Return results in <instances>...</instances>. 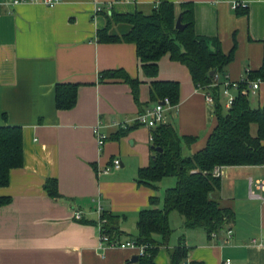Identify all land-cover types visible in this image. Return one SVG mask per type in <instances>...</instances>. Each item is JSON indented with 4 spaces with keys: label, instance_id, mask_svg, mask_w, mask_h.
I'll list each match as a JSON object with an SVG mask.
<instances>
[{
    "label": "crops",
    "instance_id": "obj_1",
    "mask_svg": "<svg viewBox=\"0 0 264 264\" xmlns=\"http://www.w3.org/2000/svg\"><path fill=\"white\" fill-rule=\"evenodd\" d=\"M12 1L0 0V108L8 117L1 124L23 129L24 166L12 170L10 185L0 188V198L12 199L0 208V264H139L133 262L140 256L137 249L101 246L100 241L103 214L120 217V243H127L138 235L129 221L137 223L140 213L150 208V197L161 196L162 182L158 192L137 184L140 169L150 165L153 153L152 130L136 127V118L159 103L151 102L152 82H178L180 102L166 123L181 137L197 139L183 147L185 156L194 155L206 147L217 123L205 97L208 91L198 89L189 70L170 56L159 62L158 78L149 79L135 45L99 43L106 14H151L157 0H56L53 7L42 0L19 6ZM168 1L175 4L178 18L181 5L193 3L197 34L218 38L226 55L234 51L224 83L248 81L242 92L253 109L263 108L264 79L250 81L249 76L264 72V0ZM117 70L142 83L140 105L130 85L101 81L104 72ZM256 82L260 86L253 91ZM61 83L80 86L71 111L56 107V86ZM238 93L229 90L233 97ZM97 126L106 136L102 147L94 133ZM133 128L116 139L121 130ZM116 159L121 169L104 173ZM128 161L136 164L131 178ZM50 179L58 181L63 199L54 200L45 191ZM221 181L219 199L235 212V221L196 248L186 244L189 263L264 264V188L257 185L264 183V166L224 167ZM175 185L172 180L165 193ZM77 211L83 214L80 220L74 219ZM229 229L233 233L228 240ZM166 247L157 264H165Z\"/></svg>",
    "mask_w": 264,
    "mask_h": 264
},
{
    "label": "trees",
    "instance_id": "obj_2",
    "mask_svg": "<svg viewBox=\"0 0 264 264\" xmlns=\"http://www.w3.org/2000/svg\"><path fill=\"white\" fill-rule=\"evenodd\" d=\"M158 7L151 13L106 14L107 25L99 30L97 37L101 44H133L144 75L149 79L159 76V62L170 56L173 62L185 66L195 86L208 91L215 99L214 115L216 127L208 138L205 148L194 155L185 156L183 147L192 146L197 139L181 137L168 123L152 130V153L150 165L140 169L137 178L139 187H148L158 192L163 180L175 178L176 185L167 189L162 198L150 197V208L140 213L137 222L138 235L132 238L138 246H146L145 255L139 256V264H157L156 259L162 247L168 246L173 233L170 214L178 212L185 218L187 230L202 229L209 239L223 233L235 221V212L222 205L219 191L221 178L213 176L216 168L264 166V107L253 109L248 95L243 89L249 83H239L238 95L230 109H225L220 100V90L225 85L226 68L234 60V51L226 55L218 38L197 34L193 3L181 5L184 30H177L178 20L175 4L168 0H157ZM247 15L248 11H239ZM217 71L211 76L212 71ZM218 76V79H216ZM264 79V72L251 73L249 80ZM121 80L132 88L133 96L140 105L141 82L132 79L125 71L104 72L101 81ZM80 86L61 83L56 86V107L59 111H71L78 103ZM181 86L178 82H152L151 102L157 103L169 98L173 107L180 102ZM8 117L0 108V188L10 185L12 170L24 166L23 129L5 126L1 121ZM257 134L253 135V126ZM136 127H142L137 124ZM135 127V128H136ZM133 129L121 130L116 139L126 137ZM156 149H162L157 152ZM54 200L64 197L59 191V183L50 179L44 186ZM12 203L10 197L0 198V208ZM83 223H86L82 221ZM120 217L103 214L102 232L112 241L120 242L124 233L119 227ZM157 237L163 239L160 242ZM170 264H188L190 248L181 241L179 246L168 251ZM189 264H201L191 262Z\"/></svg>",
    "mask_w": 264,
    "mask_h": 264
},
{
    "label": "built area",
    "instance_id": "obj_3",
    "mask_svg": "<svg viewBox=\"0 0 264 264\" xmlns=\"http://www.w3.org/2000/svg\"><path fill=\"white\" fill-rule=\"evenodd\" d=\"M39 0H13L11 2V4L13 6H19L22 4H29V3H36ZM42 4H44L45 6L48 7H53L57 1L56 0H42L41 1ZM98 12H102V9H97ZM216 79H218V76H216ZM226 86V90H225V94L226 96H228V101L226 103V108L230 109L234 103V100L236 97H233L229 94V90L230 89H237L239 87V83H230L227 82L225 84ZM260 83L256 82L253 84L252 89L253 91L259 89ZM207 103L209 104V106L214 107L215 105V99L213 97V95H211L210 93H206L205 95ZM175 107L172 106L171 101L169 98H165L164 100H161L155 107H153L152 109H146L144 112L140 113L137 118H136V123L141 125L142 127H146L149 128L151 130L157 128L158 126L165 124L166 123V119H167V114L174 110ZM95 135L97 136L98 142L100 147H102L105 144V140H106V136L103 135L101 133V128L99 126H97L94 130ZM151 141H153V137L151 136ZM122 167V162L119 159L114 160V162L112 163L111 166H108L105 170L104 173H109L111 171L112 168L119 170ZM213 176L216 178H222V168H216L213 172ZM258 187L260 188H264V183L262 182H258ZM75 218L77 220H80L83 218V214L79 211L75 212ZM101 225V236H100V241H101V246L103 245H107L108 247L111 248H121V249H126V248H132V249H137L139 251V255L143 256L145 255V251H146V246H138L135 242H127V243H120L117 241H112L110 239L109 236H107L105 233L102 232V223ZM232 230L229 229L227 231V237L228 240L231 238L232 236ZM217 237L216 234L213 235V238ZM254 244H258L257 240H254L253 242ZM261 245L264 244V242L260 243ZM226 264H231L230 261H227Z\"/></svg>",
    "mask_w": 264,
    "mask_h": 264
},
{
    "label": "rangeland",
    "instance_id": "obj_4",
    "mask_svg": "<svg viewBox=\"0 0 264 264\" xmlns=\"http://www.w3.org/2000/svg\"><path fill=\"white\" fill-rule=\"evenodd\" d=\"M223 85L221 86L220 90L218 91V93L220 92V100H221V103L222 104H225L226 102V96L224 95L225 94V90L222 89ZM225 96V97H224ZM226 105V104H225ZM252 133L254 136H256L257 134V126H253V130H252ZM129 164H126V167H127V176L128 177H132V174L135 172L136 173V164H135V161H128ZM122 171V170H120ZM111 172H117L116 169L112 168L110 173ZM172 180L176 181L175 178H168V179H165L163 180L162 182V190L160 191V197L162 198V206L164 205V196H165V186L167 184H169ZM74 219H75V212H74ZM170 219H171V229L173 231L171 237H170V240H169V243H168V246L166 248H164V251L163 253H165L163 256L164 259H166V262L165 264H168V260H169V254H168V251L169 250H172V249H175L179 246L180 242L181 241H184V243L186 242L187 245H189L190 247H198V245L201 243V240H203V242H207V234L205 233L204 230L202 229H197L196 231H193V230H187L185 228V218L180 215L178 212H172L170 214ZM131 221H129V224H127L129 226V228L131 230H133L134 232H136L137 230V223H133ZM160 242L163 241V239H158ZM158 257V256H157ZM161 264H163V262H161Z\"/></svg>",
    "mask_w": 264,
    "mask_h": 264
},
{
    "label": "water",
    "instance_id": "obj_5",
    "mask_svg": "<svg viewBox=\"0 0 264 264\" xmlns=\"http://www.w3.org/2000/svg\"><path fill=\"white\" fill-rule=\"evenodd\" d=\"M182 14L179 16L178 20H177V23H176V29L177 30H184L186 28V25H184L182 23ZM217 74V71H212L211 72V76H215ZM157 152H162V149H156ZM140 260V257L139 256H136L134 259H133V262L136 263V262H139Z\"/></svg>",
    "mask_w": 264,
    "mask_h": 264
}]
</instances>
